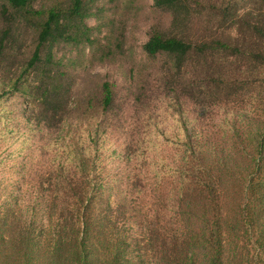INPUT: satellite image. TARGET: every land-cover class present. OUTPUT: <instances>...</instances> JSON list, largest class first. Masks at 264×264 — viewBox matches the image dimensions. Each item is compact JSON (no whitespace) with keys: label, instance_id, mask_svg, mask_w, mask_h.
I'll list each match as a JSON object with an SVG mask.
<instances>
[{"label":"trees","instance_id":"obj_1","mask_svg":"<svg viewBox=\"0 0 264 264\" xmlns=\"http://www.w3.org/2000/svg\"><path fill=\"white\" fill-rule=\"evenodd\" d=\"M90 3L65 0L36 10L35 0H0V19L4 21L0 61L17 22H29L37 29L36 44L22 74L29 84L22 90L40 111L44 131L53 130L72 114L69 105L74 84L58 56L60 49L92 45L98 46L94 52L101 50L102 42L96 43L94 29L87 24ZM154 3L171 15L173 31H153L144 51L149 62L161 69L158 78L168 79L170 86L181 90L186 88L184 73L192 68L188 86L193 90L203 81L206 87L204 98L194 99V90L190 93L192 106L224 102L216 95L238 83L241 86L253 73L264 75V0ZM196 20L202 21L203 30L189 35ZM232 82L237 83L232 87ZM114 103V85L104 82L101 115L113 111ZM259 118L245 121L246 139H234L229 158L213 155L219 147L200 132L186 135L174 161L175 172L157 185V211L169 210L168 221L142 217L150 209L137 203L138 178L132 180L134 188L127 193L111 194L97 177V158L91 147L75 138L63 141L67 154L57 167L52 165L56 169L49 171L48 189L42 197L44 264H144L143 256H132V249L138 246L132 237L135 225L146 239L141 249L153 252L156 258L153 264H250L248 245L241 247L236 241L257 236V246L252 248L264 249L260 240L264 239V118ZM167 188L166 197L163 189ZM138 213L144 215L134 224ZM240 248L244 258L235 263L230 257ZM22 257L30 258L29 254Z\"/></svg>","mask_w":264,"mask_h":264},{"label":"rangeland","instance_id":"obj_2","mask_svg":"<svg viewBox=\"0 0 264 264\" xmlns=\"http://www.w3.org/2000/svg\"><path fill=\"white\" fill-rule=\"evenodd\" d=\"M64 1L35 0V9ZM90 4L87 24L94 29L96 43L102 42L101 50L94 52L98 46L92 45L60 49L58 56L74 84L69 105L72 114L61 125L44 131L40 111L22 90L29 84L22 74L36 44L34 24L17 22L0 61V264H44L42 197L48 189V173L56 169L52 165L57 167L67 154L63 141L75 138L91 147L97 158V177L111 194H125L134 188V178L140 180L137 203L150 213L136 214L134 224L142 217L168 221L169 210L157 211V185L175 172L174 161L186 135L200 132L219 147L213 155L229 158L234 139H246L245 121L264 118L263 74L253 73L241 86L233 87L238 81L232 82V89L216 95L224 102L212 105L208 100L207 107L191 105L193 90L194 99L204 98L206 92L203 81L193 90L188 86L191 67L184 73L185 90L158 78L161 69L149 62L144 45L153 31L167 34L173 30L171 15L158 9L154 0H91ZM201 22L196 20L189 35L203 30ZM3 23L0 19V31ZM107 81L114 85L115 103L113 111L101 115L102 85ZM163 191H167L166 197L170 193L168 188ZM132 237L138 244L132 256H143L144 264H153V252L141 249L146 241L142 229L135 225ZM256 241L257 236L236 243L248 245L250 264H264V249L252 248ZM233 247L231 243V250ZM242 250L231 254L235 263L244 258ZM24 254L30 258L22 257Z\"/></svg>","mask_w":264,"mask_h":264}]
</instances>
